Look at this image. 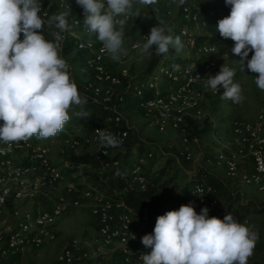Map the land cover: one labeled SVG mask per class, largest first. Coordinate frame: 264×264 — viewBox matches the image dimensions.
Segmentation results:
<instances>
[{
  "label": "built area",
  "instance_id": "2783aa9c",
  "mask_svg": "<svg viewBox=\"0 0 264 264\" xmlns=\"http://www.w3.org/2000/svg\"><path fill=\"white\" fill-rule=\"evenodd\" d=\"M197 1L185 0L178 6V17L183 22L179 36L196 57L179 65L178 71L174 61L165 63L160 59L156 72L133 79L127 61L130 54L146 42L149 32H141L134 40L123 44L119 59L114 60L103 43L88 30L84 24V11L73 0H57L53 12L50 11V0H41L43 30L47 31L45 38L48 40L54 39L52 32L59 31L54 24L48 25V19L68 11L70 6L71 12L66 18L68 29L61 33V55L65 59L68 51L82 54L81 63L89 76L78 87L79 93L87 98V102L115 113L106 118L113 124L94 126L82 138L69 137L67 141L72 147L83 151L94 147L95 153L109 158L107 154L112 149L105 148L96 130L113 134L122 141L119 147L124 146L130 129L127 123H122L126 121L117 108L131 101L159 132H179L181 148L174 155L177 163L191 160L190 144L195 143L196 138L189 136L187 121L204 117L202 101L206 95L218 96L222 89L214 91L206 87V81L223 65L229 67L215 44L197 42L191 25L204 27L195 9ZM153 13L171 16L170 11L162 12L158 7L153 8ZM132 18L133 15L126 19L124 37ZM66 62L69 64L68 60ZM162 78L168 81L164 90L157 84ZM229 132L231 146L216 150L214 165L223 168L227 179L264 191V99L254 117L233 118ZM151 156L150 152L146 157L140 156L130 168L131 182L141 188L146 181L141 164ZM119 164V159H115L105 162L104 167ZM61 181L64 186L60 191ZM213 190L212 185L197 181L191 187V198L196 205L217 206L220 202ZM68 206L87 208L94 226L87 235L72 237L62 244L55 257L57 264H143L142 256L150 253L151 248L144 246L141 238L152 233L150 220L155 221L157 215L144 212L138 216L122 200L115 199L97 184L69 181L60 168L51 163L44 145L30 140L11 145L0 141V264H20L24 253L56 241V223ZM237 222L248 225L249 219L243 217Z\"/></svg>",
  "mask_w": 264,
  "mask_h": 264
},
{
  "label": "clouds",
  "instance_id": "9594fccd",
  "mask_svg": "<svg viewBox=\"0 0 264 264\" xmlns=\"http://www.w3.org/2000/svg\"><path fill=\"white\" fill-rule=\"evenodd\" d=\"M158 0H75L84 11V24L104 45L114 60L123 51L124 26L127 17L140 16L134 5H155ZM176 2V0H174ZM185 0H178L182 6ZM230 14L220 20L216 30L233 41L231 52L239 57L241 70L256 74L255 83L264 91V0H225ZM41 0H0V141L11 145L33 136L50 138L62 131L69 121V111L87 103L75 81L69 64L62 57V32L67 31L69 10L51 16L47 23L59 31L53 40L42 34ZM122 16V19L116 17ZM141 54L155 48L164 55L183 48L180 36L156 18ZM22 36V38H21ZM252 53L251 58L249 54ZM179 70V65L174 66ZM235 70L223 65L210 76L206 87L222 88L224 99L236 104L244 100L242 88L234 82ZM87 117V113L78 112ZM105 147H118L122 141L113 134L96 130ZM257 233L237 222L231 213L220 219L209 217L208 209L195 211L192 203L167 211L156 218L151 234L141 238L150 253L142 256L143 264H248L254 254Z\"/></svg>",
  "mask_w": 264,
  "mask_h": 264
},
{
  "label": "rangeland",
  "instance_id": "374dc122",
  "mask_svg": "<svg viewBox=\"0 0 264 264\" xmlns=\"http://www.w3.org/2000/svg\"><path fill=\"white\" fill-rule=\"evenodd\" d=\"M57 0H50V11L55 10ZM75 3V0H73ZM76 4V3H75ZM178 1L174 0H158L155 5L141 6L134 5L133 11L139 9L140 16L133 15L132 21L126 27V37L123 44H128L134 40L137 34L141 32H150L151 27L157 22L156 18L162 19L167 26L172 28L170 33L173 37L179 36V27L183 22L178 17ZM77 5V4H76ZM158 7L162 12L170 11L171 16L165 17L163 14L155 15L153 8ZM192 31L196 35L205 33L204 27L199 25H191ZM42 34L47 35V31L43 30ZM181 38V37H180ZM182 41V39H181ZM183 43V41H182ZM143 45V44H142ZM142 45L140 47H142ZM140 47L137 51L132 52L127 61L132 78L157 71V65L151 68V62L155 57L163 59L165 63L174 61L176 65H182L190 62L196 57L193 50L187 48L183 43L181 51L177 52L174 48H170L169 52L164 55H157L155 48L150 49L149 53L141 54ZM252 53L249 54L251 58ZM229 67L235 70L234 82L239 83L242 88L244 100L242 103L233 106L230 99H224L223 89L218 96L206 95L201 103L204 117L200 120L187 121V132L191 138H196L195 143L190 144L192 158L189 161H181L177 163L174 155L181 148V136L176 131L159 132L151 123L146 120L131 102H125L117 109L129 125L130 136L129 145L113 148L107 154L111 157L116 154L122 155L127 152L130 157L127 161L128 166H132L138 159L140 153L142 157H146L147 153L152 156L145 160L144 163L150 161L151 166L148 169L150 177H158V185L164 195H173L182 192L187 196V204L196 202L191 198V187L196 181L208 183L213 186V195L217 197L222 204H228L233 209L239 207V203L248 200V204L243 206V217H248V226L253 232L257 233L258 239L254 249V254L249 258L248 264L258 262L264 264V191H258L256 186L237 183L225 177L224 170L214 165V155L217 149H226L228 142H231L229 125L233 118L249 119L254 117L262 100L264 99V91L260 90L255 83V76L246 68L241 70L239 57L234 56L231 49L223 54ZM66 60L69 61L70 76L80 87L88 78V73L81 63V57L78 54L68 51ZM159 62V61H158ZM132 79V80H133ZM133 84L135 81L133 80ZM168 81L164 78L157 81L161 89L167 87ZM80 107H74L69 111H76ZM66 122L62 131L50 138H37L33 136L29 140L35 144L44 145L48 148L50 161L53 165L58 166L60 170L68 165L71 156L83 152L95 153V148L90 147L87 151L80 148L72 147L67 141L69 137L81 135V126L75 125L67 128ZM224 144V146H222ZM108 167L100 170L94 169L91 165H80L79 172L68 175L63 173L69 181H87L89 173H102ZM196 178L195 181L191 180ZM198 177V179H197ZM64 182H60L58 190H62ZM22 204V203H21ZM34 204L36 201H34ZM236 220L241 217L234 218ZM58 238L53 243H49L39 249L31 250L23 254L20 258V264H57L55 257L59 252L62 244L70 238L84 236L94 226L89 216L87 208L81 206L78 208L66 207L63 216L58 221ZM86 231V232H85Z\"/></svg>",
  "mask_w": 264,
  "mask_h": 264
},
{
  "label": "trees",
  "instance_id": "16d2710c",
  "mask_svg": "<svg viewBox=\"0 0 264 264\" xmlns=\"http://www.w3.org/2000/svg\"><path fill=\"white\" fill-rule=\"evenodd\" d=\"M195 9L199 15V19L204 23L205 33L203 35H197V42H209L213 43L218 48V53L223 55L231 49L233 41L230 39L222 38L219 32L216 30L218 20L228 16L230 14V6L225 4V0H198L195 3ZM80 57L82 54L78 53ZM157 57L151 62V68H153L159 61ZM87 113V117L78 116L76 113ZM115 113L109 109L102 108L90 102H87L84 107L72 111L70 113V119L67 122V128L72 126H81V135H76V138H82L87 135L94 126H106L107 124H113V121H106V118L113 117ZM129 143H126L124 146ZM119 147V146H118ZM118 147H105L107 149H113ZM138 154V158L140 157ZM130 157V153L127 152L120 155L119 153L109 158H104L97 153L83 152L77 155H73L68 160V165L61 170L62 173L71 175L79 172L80 165L88 164L94 169L100 170L104 168V163L119 159V166L108 167L102 173L93 172L87 175L89 182L97 184L106 193L113 196L115 199L122 200L136 215H141L146 212L149 215H163L167 211L178 210L181 205L187 204V196L182 192L173 195H164L161 192V188L158 185V177H150L148 175V169L151 166L150 161L141 164V173L145 177V184L141 188L137 184L131 182L130 168L127 165V161ZM148 160V159H147ZM196 178L191 180L195 181ZM197 182V181H196ZM195 183V182H194ZM217 198V197H216ZM219 200V199H218ZM219 205L210 207L208 203L203 205H195V211L200 214L201 209H208V216H216L223 219L228 213H231L234 218H243L244 208L248 204V200L244 203H239V207L233 209L228 204H222L219 200ZM220 214V215H219ZM156 220L151 221V230L153 232ZM250 264H260L258 262H251Z\"/></svg>",
  "mask_w": 264,
  "mask_h": 264
},
{
  "label": "crops",
  "instance_id": "0c3cea01",
  "mask_svg": "<svg viewBox=\"0 0 264 264\" xmlns=\"http://www.w3.org/2000/svg\"><path fill=\"white\" fill-rule=\"evenodd\" d=\"M124 38H125V37H124ZM124 38H123V39H124ZM128 102H131V101H128ZM131 103H132V102H131ZM132 104H133V103H132ZM227 144H228L229 146H231V142H228ZM222 146H224V144H222ZM227 148H228V146H227ZM227 148H226V149H227ZM197 179H198V177H197ZM198 180H199V179H198ZM89 216H90V215H89ZM90 218H91V221H92L93 224H94V221H93V219H92L91 216H90ZM58 221H59V220H58ZM58 221H57V223H56V230H57V232H58V227H59V225H58ZM91 231H92V229H91L89 232H91ZM85 232H86V231H85ZM89 232H88V233H89ZM88 233H86V235H87Z\"/></svg>",
  "mask_w": 264,
  "mask_h": 264
}]
</instances>
